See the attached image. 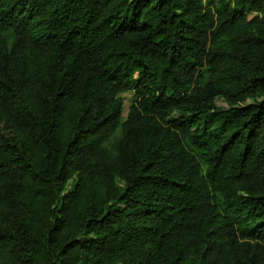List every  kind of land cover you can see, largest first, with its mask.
Masks as SVG:
<instances>
[{"label":"trees","instance_id":"16d2710c","mask_svg":"<svg viewBox=\"0 0 264 264\" xmlns=\"http://www.w3.org/2000/svg\"><path fill=\"white\" fill-rule=\"evenodd\" d=\"M0 264H264V0H0Z\"/></svg>","mask_w":264,"mask_h":264},{"label":"rangeland","instance_id":"374dc122","mask_svg":"<svg viewBox=\"0 0 264 264\" xmlns=\"http://www.w3.org/2000/svg\"><path fill=\"white\" fill-rule=\"evenodd\" d=\"M122 98H123V101H124V109H123L122 121H124L127 118L129 110H130V107L132 106V104L134 102L135 95L132 92H128V93H124L122 95ZM251 102H252V100L248 101V103H251ZM217 104H218V107H220V108H226L227 107V105H226V103L224 102L223 99L217 100ZM75 179H76V177L69 183V187H68L69 189H71V185H72V183L74 182Z\"/></svg>","mask_w":264,"mask_h":264}]
</instances>
